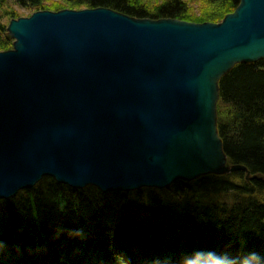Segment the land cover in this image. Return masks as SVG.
I'll list each match as a JSON object with an SVG mask.
<instances>
[{
    "label": "water",
    "instance_id": "water-1",
    "mask_svg": "<svg viewBox=\"0 0 264 264\" xmlns=\"http://www.w3.org/2000/svg\"><path fill=\"white\" fill-rule=\"evenodd\" d=\"M6 31L0 200L44 177L109 192L246 170L225 167L218 81L264 59V0L216 24L97 8L35 12Z\"/></svg>",
    "mask_w": 264,
    "mask_h": 264
},
{
    "label": "trees",
    "instance_id": "trees-1",
    "mask_svg": "<svg viewBox=\"0 0 264 264\" xmlns=\"http://www.w3.org/2000/svg\"><path fill=\"white\" fill-rule=\"evenodd\" d=\"M239 0H0V52L20 11L105 8L137 19L219 23ZM216 129L249 173L101 192L44 177L0 200V264H264V59L218 81Z\"/></svg>",
    "mask_w": 264,
    "mask_h": 264
},
{
    "label": "rangeland",
    "instance_id": "rangeland-1",
    "mask_svg": "<svg viewBox=\"0 0 264 264\" xmlns=\"http://www.w3.org/2000/svg\"><path fill=\"white\" fill-rule=\"evenodd\" d=\"M235 11V10H234ZM233 11V12H234ZM232 12V13H233ZM19 14H21V17H28V16H30L31 14H30V12H25V11H20V13ZM228 15V14H227ZM20 17V18H21ZM204 24V23H203ZM11 42H13L12 40H11ZM217 103V102H216ZM225 167H228V168H230V167H232V166H230L228 163H226L225 164ZM233 173V172H232ZM224 174H227V173H224ZM208 175V174H207ZM220 175H223V174H220ZM249 175L247 174V176H246V179H249V177H248ZM22 191V190H21Z\"/></svg>",
    "mask_w": 264,
    "mask_h": 264
},
{
    "label": "bare ground",
    "instance_id": "bare-ground-1",
    "mask_svg": "<svg viewBox=\"0 0 264 264\" xmlns=\"http://www.w3.org/2000/svg\"><path fill=\"white\" fill-rule=\"evenodd\" d=\"M240 166H242V165H240ZM244 167V166H243ZM245 168V167H244ZM246 169V168H245ZM243 172H245L246 173V176H247V169L245 170V171H243ZM230 173H232V172H229V173H227V174H230ZM14 197V196H13ZM13 197H11V198H13ZM10 199V198H9ZM9 199H7V200H9Z\"/></svg>",
    "mask_w": 264,
    "mask_h": 264
}]
</instances>
